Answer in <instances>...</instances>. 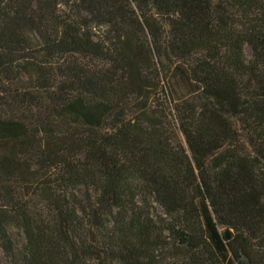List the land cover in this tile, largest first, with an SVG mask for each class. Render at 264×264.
Returning <instances> with one entry per match:
<instances>
[{"label":"trees","instance_id":"16d2710c","mask_svg":"<svg viewBox=\"0 0 264 264\" xmlns=\"http://www.w3.org/2000/svg\"><path fill=\"white\" fill-rule=\"evenodd\" d=\"M0 250L264 264V0H0Z\"/></svg>","mask_w":264,"mask_h":264},{"label":"rangeland","instance_id":"374dc122","mask_svg":"<svg viewBox=\"0 0 264 264\" xmlns=\"http://www.w3.org/2000/svg\"><path fill=\"white\" fill-rule=\"evenodd\" d=\"M246 54L249 55V53H246ZM9 232H10V236H11L16 248L20 249L24 243V238H23L22 233L15 228H11ZM0 264H10L9 259H7L3 255L1 250H0Z\"/></svg>","mask_w":264,"mask_h":264}]
</instances>
